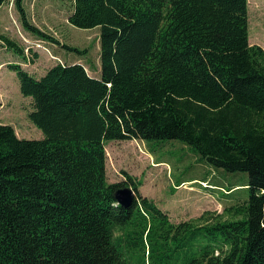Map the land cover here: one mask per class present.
<instances>
[{
  "label": "trees",
  "instance_id": "trees-1",
  "mask_svg": "<svg viewBox=\"0 0 264 264\" xmlns=\"http://www.w3.org/2000/svg\"><path fill=\"white\" fill-rule=\"evenodd\" d=\"M21 3L22 27L51 39ZM66 21L98 27L97 77L76 62L38 76L6 63L42 137L0 123V264H264V48L247 42L246 0H72ZM127 139L156 151L175 140L244 172L246 197L171 223L129 175L106 182L103 143Z\"/></svg>",
  "mask_w": 264,
  "mask_h": 264
},
{
  "label": "rangeland",
  "instance_id": "rangeland-1",
  "mask_svg": "<svg viewBox=\"0 0 264 264\" xmlns=\"http://www.w3.org/2000/svg\"><path fill=\"white\" fill-rule=\"evenodd\" d=\"M21 7L26 21L51 39H39L26 31L12 0L0 4V33L23 49L18 57L0 42V123L10 125L19 138L39 139L40 130L27 117L31 99L20 94L15 73L6 63L19 61L38 76L56 62H76L95 75L99 69L98 27L82 29L67 23L72 0H22ZM246 21L247 42L264 48V0H246ZM61 44L83 53L68 51ZM103 148L106 182H119L129 175L137 192L152 199L171 223L194 219L206 210L221 213L247 194L244 172L210 168L175 140L161 144L158 151L134 139L105 141Z\"/></svg>",
  "mask_w": 264,
  "mask_h": 264
},
{
  "label": "water",
  "instance_id": "water-1",
  "mask_svg": "<svg viewBox=\"0 0 264 264\" xmlns=\"http://www.w3.org/2000/svg\"><path fill=\"white\" fill-rule=\"evenodd\" d=\"M134 194L132 190L127 186H121L114 190L113 198L121 206H127L130 204Z\"/></svg>",
  "mask_w": 264,
  "mask_h": 264
},
{
  "label": "crops",
  "instance_id": "crops-1",
  "mask_svg": "<svg viewBox=\"0 0 264 264\" xmlns=\"http://www.w3.org/2000/svg\"><path fill=\"white\" fill-rule=\"evenodd\" d=\"M99 70V69H98ZM99 72V71H98ZM90 76H93V77H97L98 76V73L97 74H95V75H90Z\"/></svg>",
  "mask_w": 264,
  "mask_h": 264
}]
</instances>
